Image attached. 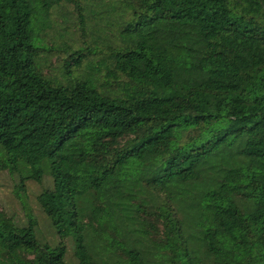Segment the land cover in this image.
Returning <instances> with one entry per match:
<instances>
[{
	"label": "trees",
	"instance_id": "trees-1",
	"mask_svg": "<svg viewBox=\"0 0 264 264\" xmlns=\"http://www.w3.org/2000/svg\"><path fill=\"white\" fill-rule=\"evenodd\" d=\"M2 173L0 264H264V0H0Z\"/></svg>",
	"mask_w": 264,
	"mask_h": 264
},
{
	"label": "rangeland",
	"instance_id": "rangeland-1",
	"mask_svg": "<svg viewBox=\"0 0 264 264\" xmlns=\"http://www.w3.org/2000/svg\"><path fill=\"white\" fill-rule=\"evenodd\" d=\"M15 178L9 176L6 173L0 174V209L9 215H13L16 219L21 220L23 218V210L15 196ZM46 186V183L43 185ZM42 186L35 183H27V204L33 211L38 221L39 230L47 237L51 238V234L48 228L47 221L40 212L35 197L42 189Z\"/></svg>",
	"mask_w": 264,
	"mask_h": 264
}]
</instances>
